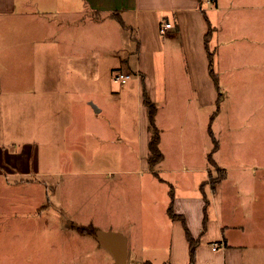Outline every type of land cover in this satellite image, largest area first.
Returning a JSON list of instances; mask_svg holds the SVG:
<instances>
[{
	"label": "rangeland",
	"instance_id": "1",
	"mask_svg": "<svg viewBox=\"0 0 264 264\" xmlns=\"http://www.w3.org/2000/svg\"><path fill=\"white\" fill-rule=\"evenodd\" d=\"M212 6L214 0H206L203 8L214 27L210 46L215 49L217 82L212 74L187 75L181 39L174 59L165 49L155 54V59L142 58L159 107L156 123L163 128L160 148L164 158L154 166L145 141L139 137L141 118L148 119L138 95L140 84L144 94V83L134 75V63L126 70L114 73L112 69L122 56L131 62L136 59L131 30L116 21L112 22L116 27L108 29L94 26L89 15L77 18L78 53L88 58L78 63L73 121L68 125L63 111L62 125L54 134L46 132L37 161L38 178L43 183L38 185L49 188L51 204L47 200L41 209L44 215L39 221L30 220L29 228L13 224L0 233V264H89V234L77 230L89 224L104 230L120 227L131 243L138 228L136 237L143 229L141 242L148 245V255L150 224L146 222L156 216V226L165 228L173 187L199 183L208 178L209 171L221 175L225 168L227 178L222 185L232 186L236 200L243 187L258 177L264 179V44L257 37L255 21H244V10L235 12L240 26L227 28L218 24L220 14ZM97 43L105 44V49L98 51ZM96 55L98 59L89 60ZM89 62L100 70V77H82V72L89 73ZM120 71L131 78L125 83L117 80ZM96 106L100 111L94 113ZM210 130L218 142L212 154L215 164L208 160L214 147ZM185 165L189 170L183 169ZM28 179L32 185L34 177ZM108 187L116 190L119 200L124 196L123 187L145 189L140 194L134 192L135 198L128 193L127 201H132L129 209L121 201L122 206L112 210ZM135 217H142L138 226L128 223V218ZM59 238L61 247L51 251L49 245L57 244ZM166 242L165 237L160 240L162 245ZM259 252L254 264H264V247ZM164 253H159V259Z\"/></svg>",
	"mask_w": 264,
	"mask_h": 264
},
{
	"label": "crops",
	"instance_id": "2",
	"mask_svg": "<svg viewBox=\"0 0 264 264\" xmlns=\"http://www.w3.org/2000/svg\"><path fill=\"white\" fill-rule=\"evenodd\" d=\"M205 1L0 0V233L7 232L13 224L29 228L30 220L39 221L44 215L42 210L47 200L51 204L49 188L38 185L42 181L38 178L41 171L37 161L41 146L46 142V132L54 134L62 125L63 111L66 123L70 125L73 121L78 63L79 59L88 58L78 53V17L89 15L96 27L104 25L112 29L116 27L112 22L116 21L131 30L136 42L133 52L136 59L131 62L129 57L122 56L112 67L113 72L120 68L126 70L134 63V75L141 79L140 83L143 81L155 101L153 84L142 66V58L147 61L149 56L152 59L165 49L170 59H174L180 39L183 58L188 64L187 75H211L205 44L209 29L203 8ZM237 1L243 3L237 4ZM211 9L220 14L218 24L227 28H234L233 24L240 26L236 23L238 15L235 12L244 10V21H255L257 37L264 44V0H214ZM109 20V25L105 24ZM164 22H171L173 27L162 33L160 26ZM102 45L97 43L98 51L105 49V44ZM93 66L89 62V73L82 72L83 78L101 76L100 70ZM140 88L138 95L143 102L141 84ZM144 108L148 116L145 104ZM92 110L94 113H97L94 110L100 111L98 106ZM158 111L159 107L156 119ZM140 125L139 137L145 141L149 153V116L148 119L141 118ZM160 130L162 141L163 128ZM183 169L189 170V167L185 165ZM217 171L221 172L219 168ZM208 174V178H201L199 183L193 181L186 183L187 187L170 190L173 211L178 217H171L168 210L165 228L156 226V216L146 222L150 224L146 237L150 241L151 254H145L148 245L141 242L143 229L140 237H136L138 228L134 243H131L124 230L112 227L113 231L123 232L127 237V264H190L191 243L187 232L199 240L194 264H254V257L264 247L263 177L238 191L235 200L232 186L224 188L222 185L227 178L225 168L222 178L215 183L213 179L218 175L213 176L212 171ZM28 177H34L32 185ZM108 188L112 210L121 207V201L129 209L132 201H127L128 193L135 198L134 192L140 194L145 189L123 187L124 196L119 200L116 190ZM128 223L138 226L142 217L128 218ZM163 237L167 239L165 245L160 243ZM56 246L61 247L60 238L57 244L49 245L50 250ZM105 250L107 255L102 253ZM162 250L165 253L161 260L159 253ZM89 264H114L112 254L91 234Z\"/></svg>",
	"mask_w": 264,
	"mask_h": 264
},
{
	"label": "trees",
	"instance_id": "3",
	"mask_svg": "<svg viewBox=\"0 0 264 264\" xmlns=\"http://www.w3.org/2000/svg\"><path fill=\"white\" fill-rule=\"evenodd\" d=\"M200 1L202 2L203 0H200ZM204 13L206 15V12H204ZM207 19H208V17H207ZM208 22H209V29H208V32H207L206 37H205V44H206V49H207L208 56H209V69H210V72H211L214 80L217 82L218 79H217L216 73L214 71V63H213L215 53H214V50L210 46L211 36H212L213 31H214V27L212 26L209 19H208ZM143 102L147 106L148 116H149V133H150L149 143H148V145H149V162L151 165L154 166L155 164H157L158 162H160L163 159V152L160 148V141H161L160 129L156 123V114H157L158 106H157L156 102L154 100H152V98L148 94V92L146 90V86H144ZM210 133L212 134V137L214 140V147H213L212 151L209 153L208 159H209V162L215 164L216 161L213 158L212 154L214 153V151L218 147V142H217L216 138L214 137L212 130H210ZM222 176H223V174L218 175L214 179V183L219 181L222 178ZM168 210H169V214L171 215V217H173V218L178 217L173 211L172 202L170 203ZM96 229H97V227L93 224H89L88 226L82 225V226L77 227L78 232H80L82 234H91V235L94 234ZM187 235H188V238H189L190 243H191V261H190V264H194L195 263V250H196V246L199 244V240L193 239L191 237V235L189 234V232H187Z\"/></svg>",
	"mask_w": 264,
	"mask_h": 264
},
{
	"label": "water",
	"instance_id": "4",
	"mask_svg": "<svg viewBox=\"0 0 264 264\" xmlns=\"http://www.w3.org/2000/svg\"><path fill=\"white\" fill-rule=\"evenodd\" d=\"M93 236L112 254L114 264H127V237L123 232L97 228Z\"/></svg>",
	"mask_w": 264,
	"mask_h": 264
},
{
	"label": "built area",
	"instance_id": "5",
	"mask_svg": "<svg viewBox=\"0 0 264 264\" xmlns=\"http://www.w3.org/2000/svg\"><path fill=\"white\" fill-rule=\"evenodd\" d=\"M208 1L212 3V0H208ZM172 27H173V24L171 22H164L160 26V31L162 33H165L168 29ZM130 78H131V75L123 71L117 72L116 74V79L121 81L122 83H125ZM217 246L218 245H214V249H216Z\"/></svg>",
	"mask_w": 264,
	"mask_h": 264
}]
</instances>
